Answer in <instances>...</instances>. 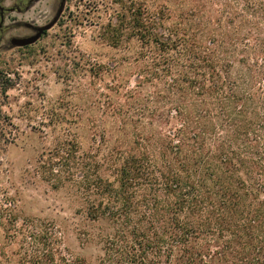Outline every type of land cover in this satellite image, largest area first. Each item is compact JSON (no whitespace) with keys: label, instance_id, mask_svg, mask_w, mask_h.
Wrapping results in <instances>:
<instances>
[{"label":"trees","instance_id":"trees-1","mask_svg":"<svg viewBox=\"0 0 264 264\" xmlns=\"http://www.w3.org/2000/svg\"><path fill=\"white\" fill-rule=\"evenodd\" d=\"M239 1L240 10L228 0H195L177 14L129 8L131 36L150 44L161 60L154 75L179 99L158 171L150 156H128L113 187L92 181L71 144L39 161L53 186L73 177L98 194L89 215L113 226L99 264H264V0ZM150 199L161 205L156 224L140 206ZM15 210L0 203V264H90L54 223L20 225Z\"/></svg>","mask_w":264,"mask_h":264},{"label":"rangeland","instance_id":"rangeland-1","mask_svg":"<svg viewBox=\"0 0 264 264\" xmlns=\"http://www.w3.org/2000/svg\"><path fill=\"white\" fill-rule=\"evenodd\" d=\"M50 1L10 19L39 16ZM133 1L154 11L168 7L173 14L195 4V0H67L59 22L36 43L11 49L3 43L0 49V203L16 206L20 225L27 217L54 223L64 246L90 264L100 263L105 255L103 236L113 230L107 220L89 215L87 203L98 200V194L85 192L73 177L53 186L43 179L39 161L71 144L91 163L92 181L102 177L113 187L119 185V169L128 156H150L154 171L164 164L166 135L180 125L175 111L179 99L169 96L154 75L161 60L150 44L131 36ZM222 4L210 9L215 13ZM228 4L241 9L239 0ZM73 172L74 178L80 176L79 170ZM140 206L153 223L159 222L160 204L150 199Z\"/></svg>","mask_w":264,"mask_h":264},{"label":"flooded vegetation","instance_id":"flooded-vegetation-1","mask_svg":"<svg viewBox=\"0 0 264 264\" xmlns=\"http://www.w3.org/2000/svg\"><path fill=\"white\" fill-rule=\"evenodd\" d=\"M42 1L44 0H0V49L2 48L3 43L10 44L11 40L15 37L8 35L12 31L21 29H25L27 31L24 34L17 35V37L28 36L37 33L39 26L46 25L49 20L55 17L63 0H51L49 4L50 6H48L44 12L30 20L20 18L14 20L10 19L13 15L22 16L28 14ZM46 18L48 19L44 23H39L40 20H44Z\"/></svg>","mask_w":264,"mask_h":264},{"label":"water","instance_id":"water-1","mask_svg":"<svg viewBox=\"0 0 264 264\" xmlns=\"http://www.w3.org/2000/svg\"><path fill=\"white\" fill-rule=\"evenodd\" d=\"M66 1L67 0H63L61 2L60 7L57 11V14L48 24L38 27L37 33L33 35H28V36L14 37L11 40L10 44L6 47V49H11L15 47H26V46L36 43L45 32L52 29L58 23L59 19L61 18L65 10Z\"/></svg>","mask_w":264,"mask_h":264}]
</instances>
